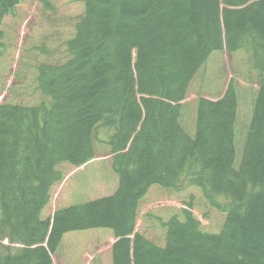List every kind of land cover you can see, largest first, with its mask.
I'll list each match as a JSON object with an SVG mask.
<instances>
[{"label":"trees","instance_id":"trees-1","mask_svg":"<svg viewBox=\"0 0 264 264\" xmlns=\"http://www.w3.org/2000/svg\"><path fill=\"white\" fill-rule=\"evenodd\" d=\"M24 1L0 2V58L3 21ZM70 1L84 9L65 43L67 58L37 68L46 100L0 104V241H8L0 264H53L67 236L77 238L72 248L80 255L112 236L111 264H264V0ZM223 52L231 59L246 53L240 59L247 57L257 89L247 91L245 109L233 88L225 100L202 98L189 128L182 102L203 69L216 68L212 75L225 79ZM98 125L113 130L105 143L117 189L41 218L64 179L59 165L95 156ZM154 184L199 195L163 215L151 209L136 230L141 200ZM97 229L111 234H69Z\"/></svg>","mask_w":264,"mask_h":264},{"label":"rangeland","instance_id":"rangeland-1","mask_svg":"<svg viewBox=\"0 0 264 264\" xmlns=\"http://www.w3.org/2000/svg\"><path fill=\"white\" fill-rule=\"evenodd\" d=\"M219 3L222 7L223 4L220 1ZM83 9L81 3L70 0H26L16 8L14 16L4 19L2 30L5 53L0 58V103L33 106L46 100L37 89V68L66 60L65 43L73 36ZM243 56H246V53L231 59L228 54L222 53L225 79L222 78L221 82L212 75L216 68L214 70L205 68L201 71L185 101L182 102L187 123H191L188 124L189 128L194 125L193 115L202 98L209 103L211 99L214 100L212 102H218L230 97V91L234 89L239 106L245 109L250 103L246 93L248 90L257 89L256 73L250 70L249 63H246L247 57L245 63L241 61ZM238 60L240 63H237ZM209 66L215 67V62H211ZM233 67L239 70L242 76L235 75ZM112 134L113 130L110 128L100 125L94 127L92 132L94 158L79 166L69 163L59 165V169L64 173V179L51 189L50 202L43 209L41 218L51 217L58 208L84 203L114 192L118 185V176L112 168L113 155L105 143ZM163 190L152 189L141 201L136 230L141 227V221L145 217L146 220L149 218L152 208H160V214L163 215L172 209H182L188 194L199 195L193 188L181 193ZM192 212L203 225H206V221L201 217L202 211L194 209ZM92 231L111 234V231L106 229L69 234H88ZM73 239L75 241L77 238L68 236L64 238L62 247L52 256L53 264H111L110 248L114 241L112 236L94 242V247L87 249L82 255L72 248Z\"/></svg>","mask_w":264,"mask_h":264},{"label":"bare ground","instance_id":"bare-ground-1","mask_svg":"<svg viewBox=\"0 0 264 264\" xmlns=\"http://www.w3.org/2000/svg\"><path fill=\"white\" fill-rule=\"evenodd\" d=\"M112 1H113V0H112ZM112 1H111V4H113ZM114 1H115V0H114ZM126 1H127V0H124V2H126ZM126 4H127V3H126ZM126 4H125V5H126ZM138 6H139V5H138ZM129 7H131V6H129ZM129 7H128V8H129ZM128 8H127V9H128ZM89 9H90V8H89ZM127 9H126V10H127ZM128 10H129V9H128ZM128 10H127V11H128ZM134 10H135V9H134ZM140 11H141V10H140ZM87 12H88V11H87ZM158 12H159V11H158ZM103 14H104V13H103ZM145 14H146V13H145ZM97 15H98V14H97ZM109 15H110V14H109ZM104 16H106V15H104ZM150 16H151V15H150ZM101 17H103V16L101 15ZM107 17H108V16H107ZM95 18H96V17H95ZM105 18H106V17H105ZM162 18H163V17H162ZM170 18H172V17H170ZM177 18H178V17H177ZM107 19H108V18H107ZM85 20H86V19H85ZM85 20H84V21H85ZM100 20H102V19H100ZM110 20H111V18H110ZM136 20H137V19H136ZM184 20H185V19H184ZM95 21H97V20H95ZM166 21H167V20H166ZM171 21H172V20H171ZM103 22H104V21H103ZM103 22H102V23H103ZM120 22H121V21H120ZM135 22H136V21H135ZM109 23H110V22H109ZM168 23H169V22H168ZM88 24H89V23H88ZM99 24H100V23H99ZM104 24H105V23H104ZM125 24H126V23H125ZM125 24H124V25H125ZM170 24H171V23H170ZM97 25H98V24H97ZM118 25H119V24H118ZM121 25H122V24H121ZM94 26H95V24H94ZM103 26H104V25H103ZM103 26L100 27V25H99L100 28H103ZM106 26H107V24H106ZM96 27H97V26H96ZM126 27H127V26H126ZM159 27H160V26H159ZM166 27H167V26H166ZM168 27H169V26H168ZM170 27H171V26H170ZM97 28H98V27H97ZM107 28H108V27H107ZM118 28H119V27H118ZM84 29H85V28H84ZM80 30H81V29H80ZM116 30H117V29H116ZM127 30H128V29H127ZM124 31H125V30H124ZM79 32H80V31H79ZM121 32H122V31H121ZM117 33H118V32H117ZM119 34H120V33H119ZM119 34H118V35H119ZM91 35H92V34H91ZM90 38H91V37H90ZM119 38H120V37H119ZM83 46H84V45H83ZM101 78H102V77H101ZM141 89H142V88H141ZM154 89H155V88H154ZM156 90H157V89H156ZM130 94H131V93H130ZM88 134H89V133H88ZM74 154H75V153H74ZM86 158H87V157H86ZM93 158H94V157H93ZM88 159H89V158H88ZM88 159H87V160H88ZM74 160H75V159H74ZM134 161L136 162L137 160L134 159ZM138 161H139V160H138ZM80 164H82V163H80ZM138 164H139V163H137V165H138ZM141 164H142V163H141ZM139 166H140V165H139ZM143 166H144V165H143ZM146 166H147V165L145 164V168H146ZM134 167H135V166H134ZM147 167H148V166H147ZM143 168H144V167H143ZM138 169H139V167H138ZM148 169H149V168H148ZM128 170H129V169H128ZM128 170H126V171H128ZM140 170H141V169H140ZM150 170H151V169H150ZM150 170H148L149 173H151ZM141 171H144V170H141ZM146 171H147V169H146ZM148 171H147V172H148ZM151 171H152V170H151ZM144 172H145V171H144ZM144 172H143V173H144ZM129 174H130V173H129ZM130 175H131V174H130ZM143 175H145V174H143ZM151 175H152V174H151ZM131 176H132V179H131V180L133 181L134 176H133V175H131ZM147 176H148V174H147ZM123 177H124V176H123ZM142 177H144V176H142ZM149 177L151 178L150 174H149ZM124 179H125V177H124ZM124 179H123V180H124ZM129 180H130V179H129ZM135 180H136V179H135ZM125 181H126V180H125ZM125 181H122V182H125ZM218 181H219V180H218ZM120 182H121V181H120ZM134 182H135V181H134ZM126 183H127V182H126ZM126 183H125V184H126ZM135 183H136V182H135ZM140 183H141V181H140ZM133 184H134V183H133ZM134 185H135V184H134ZM134 185H133V186H134ZM136 185H137V183H136ZM136 185H135L134 187H136ZM143 185H144V184H143ZM158 185H159V184H158ZM127 186H128V185H127ZM131 186H132V184H131ZM131 186H130V187H131ZM144 186H145V185H144ZM144 186H143L142 188H144ZM159 186H160V185H159ZM159 186H156V187H159ZM125 187H126V186H125ZM139 187L141 188V186H139ZM152 187L156 188V187H155V184H154V186H152ZM120 188H121V187H120ZM122 188H124V187H122ZM131 188H133V187H131ZM137 188H138V187H137ZM142 188H141V189H142ZM154 188H153V189H154ZM128 189H129V187H128ZM133 189H134V188H133ZM120 190H121V189H120ZM120 190H119V192H120ZM46 191H47V189H46ZM123 191H124V190H123ZM138 191H139V190H138ZM138 191H137V192H138ZM151 191H152V190H151ZM155 191H157V190H155ZM163 191H165V190H163ZM163 191H162V192H163ZM121 192H122V191H121ZM126 192H127V191H126ZM126 192H125V193H126ZM128 192H129V191H128ZM135 192H136V191H135ZM143 192H144V191H143ZM162 192H161V193H162ZM165 192H166V191H165ZM168 192H169V191H168ZM19 193H20V192H19ZM148 193H149V192H148ZM150 193H151V192H150ZM158 193H159V192H158ZM161 193H160V195H161ZM20 194H22V193H20ZM118 194H119V193H118ZM118 194L116 193V196H117ZM123 194H124V193H123ZM129 194H130V193H129ZM133 194H134V192H133ZM114 195H115V194H114ZM121 195H122V194H121ZM125 195H126V194H125ZM131 195H132V193H131ZM135 195L137 196V194H135ZM142 195H143V193H142ZM150 195H151V194H150ZM12 196H13V194H12ZM123 196H124V195H123ZM123 196H122V197H123ZM143 196H144V195H143ZM14 197H15V195H14ZM117 197L120 198L119 196H117ZM128 197H129V195H128ZM128 197H127V198H128ZM138 197H139V196H138ZM166 197H168V195H167ZM10 198H11V197H10ZM47 198H48V197H47ZM47 198L45 199L46 201H47ZM115 198H116V197H115ZM124 198H126V197L124 196ZM130 198H131V197H130ZM120 199H121V198H120ZM122 199H123V198H122ZM116 200H117V199H116ZM118 200H119V199H118ZM46 201H45V202H46ZM121 201H122V200H121ZM128 201H130L129 203L132 204L131 201H133V200L127 199V204H128ZM135 201H136V200H135ZM141 201H142V200H141ZM30 202H31V201H30ZM49 202H50V201H49ZM113 202H114V201H113ZM122 202H126V201H122ZM26 203H28V202L26 201ZM26 203H24V204H26ZM36 203H37V202H36ZM115 203H116V202H115ZM115 203H114V204H115ZM119 203H120V202H119ZM119 203L117 202V204H118V208H120V207L123 206V205H122V206L119 207ZM135 203H136V202H135ZM7 204H8V203H7ZM33 204H34V203H33ZM114 204H113V205H114ZM120 204H121V203H120ZM123 204H124V203H123ZM125 204H126V203H125ZM133 204H134V203H133ZM9 205H10V204H9ZM27 205H28V204H27ZM29 205H30V203H29ZM35 205H36V204H35ZM35 205H32V206L35 207ZM88 205H89V204H88ZM115 205H116V204H115ZM134 205H135V204H134ZM138 205H139V204H138ZM25 206H26V205H25ZM40 206H41V205H40ZM101 206H102V205H101ZM124 206H125V205H124ZM127 206H130V205L128 204ZM28 207H29L28 209L32 208V209H30V210H33V207H30V206H28ZM115 207H116V206H115ZM125 207H126V206H125ZM167 207H168V206H167ZM22 208H25V207L22 206ZM36 208H38V207H36ZM40 208H41V207H40ZM40 208H39V209H40ZM76 208H77V206H76ZM109 208H110V207H109ZM113 208H114V207H113ZM116 208H117V207H116ZM116 208H115V209H116ZM123 208H124V207H123ZM127 208H128V207H127ZM131 208H132V206H131ZM26 209H27V207H26ZM26 209H25V210H26ZM128 209H129V208H128ZM134 209H135V208H134ZM134 209H133V210H134ZM152 209H153V208H152ZM34 210H35V209H34ZM71 210H72V209H71ZM105 210H106V209H105ZM117 210H119V209H117ZM121 210H123V209H121ZM129 210H131V209H129ZM133 210H132L131 212L129 211L130 214L134 212ZM149 210H150V209H149ZM28 211H29V210H28ZM37 211L39 212V210H37ZM96 211H97V210H96ZM96 211H95V212H96ZM115 211H116V210H115ZM167 211H168V210H167ZM73 212H74V211H73ZM102 212H103V211H102ZM116 212H118V211H116ZM116 212H114V213H116ZM123 212H127V210L125 211V209H124ZM148 212H149V211H148ZM148 212H147V213H148ZM30 213H31V211H30ZM33 213H35V211H34ZM33 213H32V214H33ZM70 213H71V212H70ZM104 213H105V212H104ZM121 213H122V212H120V214H121ZM144 213H145V212H144ZM105 214H106V213H105ZM118 214H119V213H118ZM125 214H126V213H125ZM155 214H156V213H155ZM29 215H30V214H29ZM80 215H81V214H80ZM122 215H123V214H122ZM142 215H143V214H142ZM144 215H145V214H144ZM149 215H150V214H149ZM83 216H84V215H83ZM101 216H102V215H101ZM116 216H117V215H116ZM151 216H153V215H151ZM81 217H82V216H81ZM85 217H86V216H85ZM117 217H118V216H117ZM119 217H120V215H119ZM122 217H123V216H122ZM125 217H126V216H125ZM127 217H128V215H127ZM127 217H126V218H127ZM145 218H146V217H145ZM89 219H90V218H89ZM85 220H86V218H85ZM96 221H97V220H96ZM36 223H37V222H36ZM38 227H39V226H38ZM8 228H9V227H8ZM45 228H46V227H45ZM27 230H28V229H27ZM18 233H19V232H18ZM42 233H43V232H42ZM42 233L40 232V234H42ZM247 243H248V242H247ZM248 244H249V243H248ZM120 255H121V254H120ZM160 256H161V255H160ZM143 257H144V256H143ZM149 257H150V256H149ZM154 257H155V256H154ZM120 260H121V258H120ZM158 260H159V259H158ZM120 262H121V261H119V263H120ZM122 262H123V260H122ZM153 263H154V261H153ZM157 263H158V262H157ZM160 263H161V262H160Z\"/></svg>","mask_w":264,"mask_h":264},{"label":"water","instance_id":"water-1","mask_svg":"<svg viewBox=\"0 0 264 264\" xmlns=\"http://www.w3.org/2000/svg\"><path fill=\"white\" fill-rule=\"evenodd\" d=\"M0 1H2V0H0Z\"/></svg>","mask_w":264,"mask_h":264}]
</instances>
